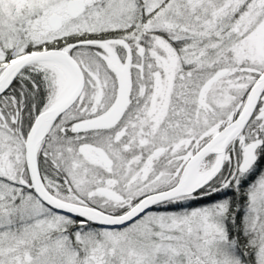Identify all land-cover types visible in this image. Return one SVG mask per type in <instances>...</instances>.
<instances>
[{
	"label": "snow or ice",
	"instance_id": "snow-or-ice-1",
	"mask_svg": "<svg viewBox=\"0 0 264 264\" xmlns=\"http://www.w3.org/2000/svg\"><path fill=\"white\" fill-rule=\"evenodd\" d=\"M0 264H264V0H0Z\"/></svg>",
	"mask_w": 264,
	"mask_h": 264
}]
</instances>
